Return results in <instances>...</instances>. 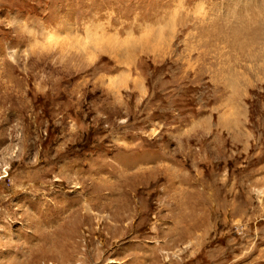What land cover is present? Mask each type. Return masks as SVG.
<instances>
[{"label":"rangeland","instance_id":"1","mask_svg":"<svg viewBox=\"0 0 264 264\" xmlns=\"http://www.w3.org/2000/svg\"><path fill=\"white\" fill-rule=\"evenodd\" d=\"M259 247L264 0H0V264Z\"/></svg>","mask_w":264,"mask_h":264},{"label":"crops","instance_id":"2","mask_svg":"<svg viewBox=\"0 0 264 264\" xmlns=\"http://www.w3.org/2000/svg\"><path fill=\"white\" fill-rule=\"evenodd\" d=\"M261 239H262V237H261ZM256 242L257 243H260L261 241H259V239H258V237H255V241H254V243L253 244H256ZM264 249V247H259V248H256L257 250H261V249Z\"/></svg>","mask_w":264,"mask_h":264},{"label":"built area","instance_id":"3","mask_svg":"<svg viewBox=\"0 0 264 264\" xmlns=\"http://www.w3.org/2000/svg\"><path fill=\"white\" fill-rule=\"evenodd\" d=\"M240 234H242V232H240Z\"/></svg>","mask_w":264,"mask_h":264}]
</instances>
